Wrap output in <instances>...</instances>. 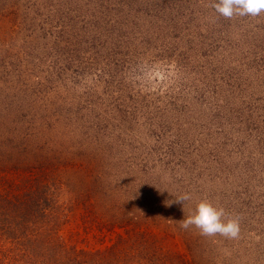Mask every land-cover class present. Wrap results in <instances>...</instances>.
Returning <instances> with one entry per match:
<instances>
[{
	"label": "rangeland",
	"instance_id": "obj_1",
	"mask_svg": "<svg viewBox=\"0 0 264 264\" xmlns=\"http://www.w3.org/2000/svg\"><path fill=\"white\" fill-rule=\"evenodd\" d=\"M10 1L27 3L28 17H0L10 35L0 142L30 118L28 144L65 157L61 207L74 209L72 189H90L106 221L123 213L173 264H264V11L225 18L219 0L0 5ZM202 201L239 222L237 238L181 227Z\"/></svg>",
	"mask_w": 264,
	"mask_h": 264
},
{
	"label": "trees",
	"instance_id": "obj_2",
	"mask_svg": "<svg viewBox=\"0 0 264 264\" xmlns=\"http://www.w3.org/2000/svg\"><path fill=\"white\" fill-rule=\"evenodd\" d=\"M120 1L121 9L130 5ZM27 10V3L23 8L10 1L0 5V17L21 26L28 17L24 13ZM9 40L6 31L0 33V44H8ZM22 119L25 126L8 131L0 142V235L9 239L8 252L1 250L0 264H173L157 247L141 244L142 240L150 243V237L129 223L123 213L106 221L96 209L90 189L82 194L72 189L74 195L78 194L74 209H65L64 202L61 207L58 184L60 179L69 182L65 157L58 150L45 153L30 146L26 140L33 135L34 124L30 118ZM67 155L71 158L74 153L69 151ZM68 223L73 229L67 237L61 236V227ZM129 237L132 242L139 240L140 247L129 243ZM125 246L135 254L131 252L132 256L127 257V252L122 251ZM108 251L116 253L115 257ZM179 261L183 263L182 258Z\"/></svg>",
	"mask_w": 264,
	"mask_h": 264
},
{
	"label": "clouds",
	"instance_id": "obj_3",
	"mask_svg": "<svg viewBox=\"0 0 264 264\" xmlns=\"http://www.w3.org/2000/svg\"><path fill=\"white\" fill-rule=\"evenodd\" d=\"M214 7L225 18H232L235 15L257 16L264 11V0H219V3L215 4ZM189 199L190 195L184 194L176 202L184 203ZM222 217H224L223 209H218L211 203L202 201L198 204L197 212L194 216L181 221V227L188 229L194 225L201 230L203 235L220 234L230 239L237 238L240 233L239 222L237 220H229L225 223Z\"/></svg>",
	"mask_w": 264,
	"mask_h": 264
}]
</instances>
